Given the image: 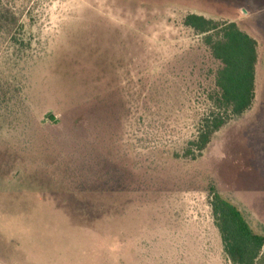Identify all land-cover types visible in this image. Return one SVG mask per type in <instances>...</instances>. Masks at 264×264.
Listing matches in <instances>:
<instances>
[{
  "label": "rangeland",
  "instance_id": "1",
  "mask_svg": "<svg viewBox=\"0 0 264 264\" xmlns=\"http://www.w3.org/2000/svg\"><path fill=\"white\" fill-rule=\"evenodd\" d=\"M188 14L258 43L195 156L219 63ZM211 187L264 234V0H0V264H232Z\"/></svg>",
  "mask_w": 264,
  "mask_h": 264
},
{
  "label": "trees",
  "instance_id": "2",
  "mask_svg": "<svg viewBox=\"0 0 264 264\" xmlns=\"http://www.w3.org/2000/svg\"><path fill=\"white\" fill-rule=\"evenodd\" d=\"M184 25L204 36L212 57L219 63L212 108L201 121L189 153H202L214 135L227 123L242 117L256 99L258 43L235 22H220L199 14H188ZM210 206L223 251L232 264H264V234L255 231L243 212L214 187Z\"/></svg>",
  "mask_w": 264,
  "mask_h": 264
}]
</instances>
